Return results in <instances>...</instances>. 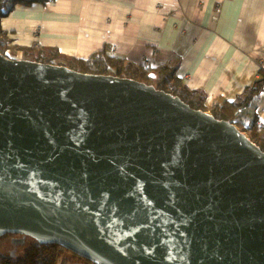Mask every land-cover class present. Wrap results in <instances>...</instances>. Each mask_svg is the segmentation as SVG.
Segmentation results:
<instances>
[{"label":"water","instance_id":"water-1","mask_svg":"<svg viewBox=\"0 0 264 264\" xmlns=\"http://www.w3.org/2000/svg\"><path fill=\"white\" fill-rule=\"evenodd\" d=\"M98 264H264V151L154 85L0 51V236Z\"/></svg>","mask_w":264,"mask_h":264},{"label":"crops","instance_id":"crops-1","mask_svg":"<svg viewBox=\"0 0 264 264\" xmlns=\"http://www.w3.org/2000/svg\"><path fill=\"white\" fill-rule=\"evenodd\" d=\"M1 25L13 45L62 59L109 47L135 64L175 66L209 111L243 95L264 63V0H54L17 6ZM253 117L264 127V91L239 115Z\"/></svg>","mask_w":264,"mask_h":264},{"label":"trees","instance_id":"trees-1","mask_svg":"<svg viewBox=\"0 0 264 264\" xmlns=\"http://www.w3.org/2000/svg\"><path fill=\"white\" fill-rule=\"evenodd\" d=\"M54 0H0V51L8 57L18 58L17 51L21 52L22 59L67 65L72 69L85 73H101L129 77L157 89L164 90L175 96L181 97L183 101L196 109L206 110V93L191 89L177 75L175 66L162 64L152 66L149 64H135L125 57L113 53L109 47L93 53L90 57L83 59L78 57L61 58L60 50L46 48L43 46H18L10 45L7 32L2 29L1 20L17 6L44 5ZM67 58V59H66ZM264 91V63L259 69V77L251 86L247 87L245 93L232 100H224L212 107L211 113L218 119L231 121L237 124L242 131L264 151V127L258 119L253 117L249 124L240 120L239 115L253 102L254 98ZM12 233L0 236V247L4 240L10 239ZM31 242L24 248L19 257L5 254L0 249V264H59L62 257L70 255L73 261H82L83 264H98L87 257L67 249L57 242H41L30 237Z\"/></svg>","mask_w":264,"mask_h":264},{"label":"rangeland","instance_id":"rangeland-1","mask_svg":"<svg viewBox=\"0 0 264 264\" xmlns=\"http://www.w3.org/2000/svg\"><path fill=\"white\" fill-rule=\"evenodd\" d=\"M7 39H9L10 40V38L9 37H7ZM10 45L13 47L14 45L11 43V40H10ZM20 55H21V52H19V51H17V56H18V58L19 59H22L21 57H20ZM69 57V56H68ZM67 57V58H68ZM66 58V59H67ZM70 58V57H69ZM65 60V58L64 59H62V58H60V59H57V61H64ZM206 111H209L208 110V108H207V106H206ZM209 112H211V110L209 111ZM242 115H244V114H242ZM241 115V116H242ZM237 125V124H236ZM238 126V125H237ZM239 127V126H238ZM240 128V127H239ZM247 133V132H246ZM248 134V133H247ZM249 135V134H248ZM31 242V240H30V237H27L26 238V240H25V242L23 243V244H21V243H19V244H15V243H13L11 240H4L3 242H2V244H1V247H0V249H1V251L2 252H4L5 254H10V252L11 251H13L14 252V257H19V256H21L22 254H23V251H24V248L27 246V244H29ZM11 255V254H10ZM12 256V255H11ZM59 264H83V262L82 261H73L72 259H71V257H70V255H68V256H64V257H62L61 258V260L59 261Z\"/></svg>","mask_w":264,"mask_h":264},{"label":"flooded vegetation","instance_id":"flooded-vegetation-1","mask_svg":"<svg viewBox=\"0 0 264 264\" xmlns=\"http://www.w3.org/2000/svg\"><path fill=\"white\" fill-rule=\"evenodd\" d=\"M26 238H27L26 236H23L21 234H13L10 237V239H8V240H11L15 244H19V243L23 244L25 242ZM10 254L12 256H14V252L13 251H11Z\"/></svg>","mask_w":264,"mask_h":264}]
</instances>
